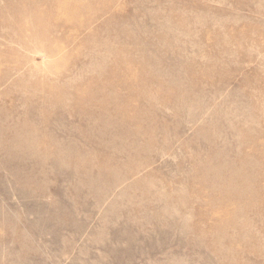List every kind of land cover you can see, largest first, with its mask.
Wrapping results in <instances>:
<instances>
[{"label": "rangeland", "instance_id": "374dc122", "mask_svg": "<svg viewBox=\"0 0 264 264\" xmlns=\"http://www.w3.org/2000/svg\"><path fill=\"white\" fill-rule=\"evenodd\" d=\"M0 264H264V0H0Z\"/></svg>", "mask_w": 264, "mask_h": 264}]
</instances>
